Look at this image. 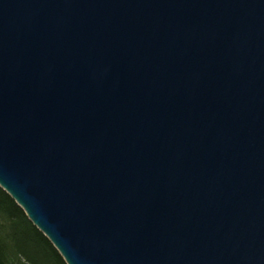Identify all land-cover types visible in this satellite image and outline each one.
I'll list each match as a JSON object with an SVG mask.
<instances>
[{"label": "water", "instance_id": "water-1", "mask_svg": "<svg viewBox=\"0 0 264 264\" xmlns=\"http://www.w3.org/2000/svg\"><path fill=\"white\" fill-rule=\"evenodd\" d=\"M0 187L66 264H264V0H0Z\"/></svg>", "mask_w": 264, "mask_h": 264}, {"label": "rangeland", "instance_id": "rangeland-1", "mask_svg": "<svg viewBox=\"0 0 264 264\" xmlns=\"http://www.w3.org/2000/svg\"><path fill=\"white\" fill-rule=\"evenodd\" d=\"M26 227L22 216L10 214L0 205V248L6 264H58L44 245L26 237Z\"/></svg>", "mask_w": 264, "mask_h": 264}, {"label": "trees", "instance_id": "trees-1", "mask_svg": "<svg viewBox=\"0 0 264 264\" xmlns=\"http://www.w3.org/2000/svg\"><path fill=\"white\" fill-rule=\"evenodd\" d=\"M0 205L3 207L4 210L8 211L10 214L22 216L26 223V232L24 234L30 240H34L36 243H41L42 246L44 245L56 259L58 264H66L55 249V247L51 244V242L47 239V237L39 231L27 218L22 208L0 187ZM0 264H6L3 252L0 248Z\"/></svg>", "mask_w": 264, "mask_h": 264}]
</instances>
